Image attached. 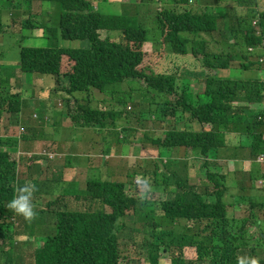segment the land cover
<instances>
[{"label": "trees", "instance_id": "obj_1", "mask_svg": "<svg viewBox=\"0 0 264 264\" xmlns=\"http://www.w3.org/2000/svg\"><path fill=\"white\" fill-rule=\"evenodd\" d=\"M0 1L10 5L48 2L60 8L57 29L46 21L34 27L28 19L20 27L11 25L13 33L23 27L42 29L50 45L19 46L18 59L12 61L16 67L9 74L5 69L0 77V134L17 122L2 125L4 115L17 120L23 109L21 89L17 88L21 85L18 75L23 73L53 76L50 97L65 103L69 121L78 128L112 131L117 117L129 119L131 113L123 99L118 98L111 110L92 102L96 92L105 93L127 80L139 85L134 91L151 94L147 115L156 128L168 125L164 134L150 141L157 148L153 167H147L139 180L141 185L144 182L152 187L145 200L135 198L121 181L88 179L82 185V199L87 204L82 211L68 210L64 201L67 190L78 186H61V177L51 183L39 181V173L36 177L33 173V156L28 158L27 175L24 178L20 172L19 178L14 152L6 149H17L26 139L27 128L22 127L18 136L0 137V242L8 244V253L21 235L18 222L31 230L36 219L47 212L54 215L53 227L47 231L45 225L46 231H39L43 240L34 251V264H132L141 258L146 264H159L162 253L168 264H237V258L244 255L264 264V220H258L254 212L257 206L264 208V203L249 201V216L236 219L235 202L228 199L231 176L219 170L228 164L218 160L220 149L242 148L232 146L229 137L240 142L243 137L249 139L251 163L261 164L256 158L264 154V112L250 108L264 103V67L259 61L264 62V10L259 0H215L217 6L226 8L224 16L200 0H139V4L138 0H118L123 8L116 15L104 14L96 6L109 0ZM151 3L155 7L148 11ZM230 4L235 6L233 11ZM148 16L153 28H148ZM226 17L228 22L223 24ZM101 31L109 35L102 38ZM113 32L117 36L111 35ZM58 38L66 42L87 40L88 45L58 47ZM150 45L152 51L162 50L169 59L175 56L188 64L197 61V72L204 75L203 92L194 94L177 72L153 70L151 52L143 50ZM234 62L245 71L257 64L261 76L243 79L221 75L235 69ZM14 73L15 85L10 78ZM54 126L59 131L60 125ZM130 130H120L121 138ZM189 166L199 172L196 184L190 181ZM262 166L260 177L264 175ZM250 178L255 176L250 174ZM27 183L35 189L31 220L7 207L17 188ZM49 185L60 186L64 193L57 194L50 204L46 202V211H39L42 196L50 191L43 187ZM128 215L134 218L131 223L125 220ZM253 228L256 236L250 234ZM5 261L11 264L10 259Z\"/></svg>", "mask_w": 264, "mask_h": 264}, {"label": "rangeland", "instance_id": "obj_2", "mask_svg": "<svg viewBox=\"0 0 264 264\" xmlns=\"http://www.w3.org/2000/svg\"><path fill=\"white\" fill-rule=\"evenodd\" d=\"M5 1V0H3ZM147 1V0H145ZM143 1V2H145ZM110 3H96V6H98V10L104 14H112L116 15L122 11L123 6L120 5V2L117 0H109ZM119 2V3H118ZM141 2V3H143ZM199 2V0H198ZM201 4H210L213 5L217 11L222 16L226 14V8L217 6L215 4V0H200ZM140 1L138 0V4ZM259 6L262 10H264V0L258 1ZM154 3H151L149 6V10L154 8ZM226 7V6H224ZM230 9L233 11L234 5H229ZM59 17H60V8L59 5H54L48 2L44 3H38L33 2L31 4L22 3V2H14V4L10 5L9 3L3 4L2 1H0V77L3 76V72L5 69L6 73L9 74L11 67L4 68V65H13V60L18 59V52H19V46H25V47H47L50 45L48 42L47 37L44 35V31L42 29H31L29 27H23L21 30L18 29L15 33L12 31V26L16 23L19 25H22L25 20L26 22H30L34 27L39 26L42 23L41 21L48 22L49 25L52 26V29L58 28L59 23ZM228 22V18L226 17L223 21L224 23ZM10 24V25H9ZM9 25V26H8ZM148 28H153L152 20L148 16L147 20ZM8 26V27H7ZM218 27L222 28V24L220 21L218 22ZM9 30V31H3V30ZM11 29V30H10ZM102 38H105L107 35H109V32L101 31L100 33ZM111 35H116L115 32H113ZM217 38L220 39L218 35H214ZM227 36L231 39L232 36L229 32H227ZM114 37V36H113ZM58 47H64V48H84L88 45V41H72V42H66L62 39L58 38L56 42ZM152 46H146L144 47V51L149 54L151 52V55L149 56V63H151V68L155 71L163 72V71H173L180 74V77L183 79L184 82H188L190 87L193 89L194 94H198L199 92H203L204 88V79L203 74H199L197 72L199 63L196 61L194 63L193 61L190 62V64L186 63L185 61H179L177 57L173 56L172 58H168L165 54H163L162 50L159 52L152 51ZM169 54V53H168ZM234 68L230 71H224L221 72V75L231 77V78H243V79H251L255 78L253 75L254 70L259 71L257 64L254 63V65L248 69V70H242L239 69L238 62H234ZM192 68V70H191ZM262 72V71H261ZM16 75H18L16 73ZM22 75V76H21ZM18 77H21V80L23 82H28L27 80L31 79V83L35 81L36 84H40L39 77L45 76L47 79H43L41 83L46 85V88L41 84V87L45 89L46 93H49L50 89L55 86V80L54 77L51 75H39V74H26L23 73ZM11 82L13 85L18 83L16 82L15 73L13 75H10ZM33 81V82H32ZM21 83V85L17 88L22 89V85H27L29 83ZM129 82V83H127ZM141 81L139 82L141 86ZM39 88L38 86L32 87L30 91H28L26 94H24V100H23V92H21L22 101L24 102H30V101H39L40 94L45 93L44 91L41 93H37L36 89ZM139 85L130 82L127 80L125 83H122L114 88L110 87L107 89L105 93H99L96 92L95 98L93 99V104L100 103L108 108V110L112 109L114 106L117 105V99H123L126 101L127 106L125 107L126 111L128 113H131L129 116V119H126L124 117H117V119L113 122V128L112 131L105 130H93L89 128H78V129H89L86 132L81 133V135H76L71 139L64 138L66 136H69L73 134L72 127L73 125L68 119V116L66 115L67 107H65V103L61 100L54 99V104H56V107L60 106V108L64 109L66 119L69 122V126H63L62 129H60L57 133V139L52 140L51 142H48L50 137H53L52 131H48L45 128H41V130L35 128L34 129V123L31 121V115L34 112L35 114H39V112L36 109L38 105L32 106L30 108H27L23 105V109L18 115V117H15L17 120H9L8 115H4V120L2 122V125H10V122H15V124H11L9 129L7 131H3L0 134V137L4 138H11L18 136L22 132V127L27 128V130L24 132L29 138L32 136L33 139H31L33 142H37L40 145H36L35 143L30 144L28 141L21 140L20 141V147L17 149H10L7 148V151L14 152L13 158L17 159V163L19 166V178H22L20 172L24 173V171L27 169V163H28V157L31 156L32 152L37 151H45L43 153H46L48 157H51L54 153H62L65 151L64 147L70 145L71 153L74 155V157L77 159H80L85 165L82 168H79L81 170V174L79 176H73L71 178V181L73 182H79L82 183L77 188L73 186L72 189L67 190V195L65 196V203L67 204V209L71 211H77V210H84L87 206L86 202L82 199V193L84 187L82 186L88 179H97L104 181L105 179L111 180V181H121L124 183L126 189L129 191V193L133 194L135 198H137L140 201H144L146 194L148 191H152V187L149 185L146 186V184L143 182V185H141L139 180L142 177V172L148 167V169H151L154 162V153L156 151V147L152 146L151 140H154V138H157L164 134V132L168 129V125H163L162 128L157 129L156 124L152 121V117L147 115L148 109H149V103L152 101L151 94L150 95H143L138 93L137 91H134V89L139 90ZM29 89V87H28ZM130 91L131 96H129L127 93ZM55 96H58L55 94ZM76 96L80 97L82 94H76ZM63 97L66 98L67 96L63 94ZM93 98V97H92ZM114 99V100H113ZM111 101V103H110ZM99 105V106H102ZM255 105H250V108L253 109ZM125 113V112H124ZM137 117V118H136ZM64 118V114H63ZM34 119V118H33ZM110 124V123H109ZM117 127V128H116ZM130 128V131H127L123 133V138H121L120 130H123L124 128ZM75 128V127H74ZM111 128V129H113ZM45 131H48V134H45ZM107 131V134L105 135L104 132ZM126 134V135H125ZM126 136V138H125ZM56 137V136H55ZM54 137V139H55ZM119 140V142L117 141ZM242 143L245 146V139ZM54 144V145H50ZM58 146V148L55 147ZM156 148V149H155ZM245 148V147H244ZM67 150V151H68ZM248 152V150L246 149ZM105 152V154H103ZM71 155V154H70ZM163 155V154H162ZM243 155V152H242ZM242 155L239 157V159L242 157ZM70 157H73L72 155ZM109 157V161L107 164V168L100 171V168L97 164L99 158L106 159ZM164 157V155H163ZM236 158H238V155H235ZM73 158V159H75ZM40 158L36 157L32 161L33 166V173L36 177L37 174L39 175L36 177L39 181L43 182L46 181V178H50L53 174H56V176L61 177L63 176V170L68 168L64 167V165L61 163L57 169L53 168V161L49 160L50 162H44L41 163L39 160ZM70 159V160H73ZM89 159V162L86 161ZM164 159V158H163ZM34 163V164H33ZM89 168V170H88ZM109 169V170H108ZM187 171L190 174V181L194 184L198 182L199 179V172L193 167L189 166L187 167ZM235 174V173H234ZM27 175V172L24 173V178ZM43 176V177H40ZM236 176V174H235ZM108 177V178H107ZM235 178V177H234ZM234 178H231L228 182V187L230 189L229 193L232 196L237 195V188L232 187L236 185ZM251 180V179H250ZM249 180V181H250ZM147 181V179H146ZM149 182V181H147ZM251 182V181H250ZM77 186V185H76ZM49 187L52 189L53 186L49 185ZM46 187L44 186L43 189ZM261 190V193H259L260 196L257 197V200L254 202H257L259 204L264 203V188L258 187ZM62 190H59L57 192L58 195H61ZM245 191V190H243ZM56 194H50V195H43L41 204L37 206L38 210L45 208L46 211V202L50 204V202L54 201L56 199ZM256 199V198H255ZM234 201L233 199H231ZM235 202V201H234ZM248 202L246 203L245 207L246 209H240L236 208L234 212V217L238 220H242L244 218H247L250 214V209L248 208ZM237 206V204H235ZM52 208V207H51ZM56 210H54L55 212ZM256 214V218L258 220H264V208H257L254 210ZM134 218L132 215H128L126 217V222L131 223V221ZM53 220L54 215L49 213L42 214L39 218L35 221V227L32 230H29L25 223L22 222L17 224V229L20 231L21 235L17 236L14 239V245L11 248V252L8 250V244H5V240L3 243L0 242V264H5V260L10 259L11 264L18 263V264H34V258L33 254L36 248L41 246V241L43 240L41 233L45 228V225H47V231L50 230L51 227H53ZM170 225V224H169ZM42 230V231H41ZM264 232V228L262 229ZM41 231V233L39 232ZM46 231V230H44ZM251 231V229H250ZM256 228L252 229V232L250 234H253V236H256L258 232H255ZM33 233V236H31V233ZM35 233V234H34ZM48 234V233H47ZM37 235V236H36ZM39 237V238H38ZM163 260L159 264H168L166 262V256L162 253ZM246 257V255H244ZM10 264V263H9ZM132 264H146L145 259H138L133 261Z\"/></svg>", "mask_w": 264, "mask_h": 264}, {"label": "crops", "instance_id": "obj_3", "mask_svg": "<svg viewBox=\"0 0 264 264\" xmlns=\"http://www.w3.org/2000/svg\"><path fill=\"white\" fill-rule=\"evenodd\" d=\"M7 67H11L12 68V67H16V65L15 64L12 65V66L11 65H4V68H7ZM261 71L262 70H259V71H255L254 70L253 75L255 77L259 78L261 76ZM39 79H40V82H39L40 84L38 85V84L35 83V81L34 82L32 81L33 83H31V79L27 80L28 82H26V81L23 82L21 80V78H20L21 83L22 82L23 83H29L30 82L27 85H24V84L22 85L21 91L23 92V100H24V94H26L28 91H30V89L33 86L34 87H36V86L39 87V88L36 89L37 93H41L43 91L45 92V89H43L41 87V84H43V83H41V81L43 79H47V77L41 76V77H39ZM43 86L46 88L45 84H43ZM28 87H29V89H28ZM53 88H54V86H53ZM53 88H51V89H53ZM54 99H57V98H51L50 94L45 92L43 94H40L39 101H30V102H24L23 101V105L27 108V110H28V108H30L32 106L38 105L36 107V109L38 111H35V112H39L38 116L41 119L44 116H48L51 119L52 124L51 125H47V124L43 123V119H42L41 122H37L36 120H34L32 118L33 115L35 114L34 112L31 115V118H32L31 121L34 123V129L37 128V129L41 130V128H45L48 131H52L53 137L52 138L50 137L48 142H51L52 140H56L57 139L58 131H55V126L54 125H60V129H62L63 126L70 127L69 126V122L66 119L64 109L60 108V106L56 107V104H54V101H55ZM261 109L264 110V103L256 104L252 110L260 111ZM63 114H64V118H63ZM72 128H73L72 129L73 134H71L69 136H66L64 138L71 139L74 136L81 135V133L86 132L87 130H89V129H78V127H76L74 125H73ZM48 131H45V134H48L47 133ZM54 137H55V139H54ZM30 138L33 139L32 136ZM30 138H29V136H26V139L24 141H28V143H30V144L35 143L36 145H40L37 142H33ZM228 139L231 141V145L232 146L235 145L234 147L241 146L242 148H244L246 146L243 150H242V148H240V149H238V151L220 149L219 153H218V160L226 161L227 164H228V166H225L224 168H220L219 169L220 172L223 173V174H228L229 173L231 178L235 177L234 180H235L236 185H234V186L231 185V188L232 187H236L238 189L237 190V195L236 196H232L230 194L228 199H229V201H232L231 199H233L235 201V204H237V206H235V209L236 208H240L242 210V209H246L244 204H246L247 202H249L251 200L255 201V200H257V197L260 196L259 193H261L262 189L257 188V180L261 176V173H262L261 169H263V166L261 164L257 165L256 163H251L250 158H249V153L246 151L249 139L245 140V146H244V144H242V142L244 140H241V142H240V141H238L237 138H235L233 140L232 137H229ZM117 141L119 142V140H117ZM50 145H54V144H50ZM18 147H20V142H19ZM55 147L58 148V146H56V145H55ZM70 148H71L70 145H68V146L64 147V149H65L64 152L57 153L60 158H56V159L53 160V162H52L53 163V168L57 169L58 166L61 163L64 165V167H68V168L63 170V176L58 182L61 186L62 185L69 186L70 184L80 186L82 183L73 182V181H71V178L73 176H76V175L79 176L81 174V170L79 168H82L85 164L80 159H78V158L76 159L74 157V155L71 153V151L68 150ZM242 152H243V155H242ZM70 154L73 157H70L71 156ZM103 154H105V152ZM235 155H238V158H236ZM241 155H242V157L239 159V157ZM73 158H75V159H73ZM70 159H73V160H70ZM39 160L41 161V163L48 162V161H42V159H39ZM86 161L89 162V159L86 160ZM108 161H109V157L106 158V159H103V158L100 159L99 158L97 164H98V166L100 168V171L107 168ZM88 170H89V168H88ZM234 173L236 174V176H235ZM250 174L255 176V178L257 176L258 178H256V180H254L255 178L251 179L250 178ZM40 177H43V176H40ZM45 178H46L47 181H49L48 183H51L52 179L60 178V177L56 176V174H53L50 178H47V177H45ZM51 186H58V185H51ZM243 190H245V191H243ZM58 191L59 190H55V194ZM239 204H243V205H239ZM234 212H235V210H234Z\"/></svg>", "mask_w": 264, "mask_h": 264}, {"label": "clouds", "instance_id": "obj_4", "mask_svg": "<svg viewBox=\"0 0 264 264\" xmlns=\"http://www.w3.org/2000/svg\"><path fill=\"white\" fill-rule=\"evenodd\" d=\"M259 61H260V59H259ZM260 63L262 64V67H264V62L260 61ZM256 111H258V110H256ZM260 111L264 112L263 109H261ZM33 118L37 122H41L42 119H43V123H45L47 125H51L52 124V121H51V119L48 116H44L41 119L37 114H34ZM259 119H261V117H259ZM44 151H45V149L43 151L41 150V151H37V152H32L34 154L31 155V156H33V158H31V159H34V158L38 157V158L42 159V161L50 162L49 160L53 161L56 158H60L57 153H54V154H52L51 157H48L46 155V153H43ZM31 156H29V157H31ZM257 158H256V161H258ZM259 163H261V162H259ZM263 164L264 163H261V165H263ZM46 188L49 189L50 191L46 192L44 195H50V194L51 195L52 194L55 195V190L64 191L62 188H60V186H53L52 189L49 186H46ZM34 190H35L34 186L31 185L30 183H27V184H25L23 186L18 187L17 188V195L8 201L7 207L11 211H13L15 214L21 215L24 219L31 220L32 217L34 216L33 204L31 202V196H32V193H33ZM63 193L64 192H62V194ZM56 196H57V193H56ZM237 264H259V262L254 257H240V258H237Z\"/></svg>", "mask_w": 264, "mask_h": 264}, {"label": "built area", "instance_id": "obj_5", "mask_svg": "<svg viewBox=\"0 0 264 264\" xmlns=\"http://www.w3.org/2000/svg\"><path fill=\"white\" fill-rule=\"evenodd\" d=\"M260 61L263 62V59H260ZM257 159L259 162L264 163V154L259 155ZM257 186L264 188V176L257 180Z\"/></svg>", "mask_w": 264, "mask_h": 264}]
</instances>
